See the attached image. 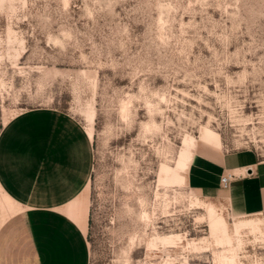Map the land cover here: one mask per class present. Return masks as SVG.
Returning a JSON list of instances; mask_svg holds the SVG:
<instances>
[{"label":"rangeland","instance_id":"1","mask_svg":"<svg viewBox=\"0 0 264 264\" xmlns=\"http://www.w3.org/2000/svg\"><path fill=\"white\" fill-rule=\"evenodd\" d=\"M33 109L90 136L89 264H264V212L186 181L264 156V0H0V133Z\"/></svg>","mask_w":264,"mask_h":264},{"label":"crops","instance_id":"2","mask_svg":"<svg viewBox=\"0 0 264 264\" xmlns=\"http://www.w3.org/2000/svg\"><path fill=\"white\" fill-rule=\"evenodd\" d=\"M89 137L72 119L45 109L5 125L0 191L16 210L0 224V264H89V208L82 197ZM227 173L235 176L224 188L220 179ZM186 181L201 195L224 196L236 216L264 212V156L256 149L195 153Z\"/></svg>","mask_w":264,"mask_h":264},{"label":"built area","instance_id":"3","mask_svg":"<svg viewBox=\"0 0 264 264\" xmlns=\"http://www.w3.org/2000/svg\"><path fill=\"white\" fill-rule=\"evenodd\" d=\"M235 176L233 173H227L221 176L220 185L224 188L229 187L231 179Z\"/></svg>","mask_w":264,"mask_h":264},{"label":"bare ground","instance_id":"4","mask_svg":"<svg viewBox=\"0 0 264 264\" xmlns=\"http://www.w3.org/2000/svg\"><path fill=\"white\" fill-rule=\"evenodd\" d=\"M86 219H85V216H84V229H86Z\"/></svg>","mask_w":264,"mask_h":264}]
</instances>
